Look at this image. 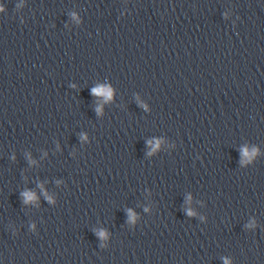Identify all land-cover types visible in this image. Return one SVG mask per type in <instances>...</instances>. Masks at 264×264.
<instances>
[{
	"label": "clouds",
	"instance_id": "obj_1",
	"mask_svg": "<svg viewBox=\"0 0 264 264\" xmlns=\"http://www.w3.org/2000/svg\"><path fill=\"white\" fill-rule=\"evenodd\" d=\"M98 91H103V90H98Z\"/></svg>",
	"mask_w": 264,
	"mask_h": 264
}]
</instances>
